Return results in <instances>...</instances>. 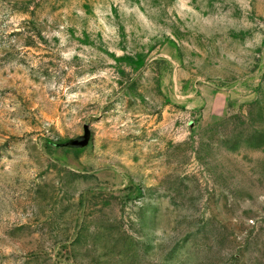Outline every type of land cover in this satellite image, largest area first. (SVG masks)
<instances>
[{"label": "rangeland", "instance_id": "374dc122", "mask_svg": "<svg viewBox=\"0 0 264 264\" xmlns=\"http://www.w3.org/2000/svg\"><path fill=\"white\" fill-rule=\"evenodd\" d=\"M0 264H264V0H0Z\"/></svg>", "mask_w": 264, "mask_h": 264}, {"label": "water", "instance_id": "95a60500", "mask_svg": "<svg viewBox=\"0 0 264 264\" xmlns=\"http://www.w3.org/2000/svg\"><path fill=\"white\" fill-rule=\"evenodd\" d=\"M91 133L88 125L83 126V134L63 142L54 143L56 147H67L72 149H80L88 145Z\"/></svg>", "mask_w": 264, "mask_h": 264}]
</instances>
